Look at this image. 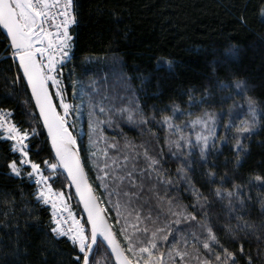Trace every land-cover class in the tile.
<instances>
[{
    "label": "snow or ice",
    "instance_id": "1",
    "mask_svg": "<svg viewBox=\"0 0 264 264\" xmlns=\"http://www.w3.org/2000/svg\"><path fill=\"white\" fill-rule=\"evenodd\" d=\"M78 9V0H0L4 59L17 73L2 99L15 97L19 87L27 121L17 122L13 109L0 107V146H6L0 166L31 188V200L19 194L20 206L15 193L0 190V249L4 236L12 245L0 261L18 260L26 238L22 228L35 227L48 244L41 264H47L48 253L64 264L55 247L62 240L72 249L67 264H264V172L238 178L250 151L246 141L258 133L264 116L249 83L232 74L205 85L199 95L190 87L182 94L186 100L159 109L131 89L123 96L104 95L73 81L69 96L62 70L73 48ZM257 16L264 27V0ZM239 22L249 25L243 14ZM239 52L230 49L233 57ZM165 64L171 71V61L158 62L157 70ZM149 82L141 80L140 92ZM213 89L233 101L227 112L209 103ZM85 112L88 144L82 158L69 117L79 120ZM40 121L48 158L41 156L45 148L37 139ZM124 125L137 131L139 142L127 138ZM229 145L233 160L226 159L220 172L216 161ZM169 164L176 165L174 171ZM86 168L95 171L93 181ZM197 169L202 182L194 179ZM72 187L86 219L72 210L73 194L63 190ZM38 210L48 213L47 224L38 222Z\"/></svg>",
    "mask_w": 264,
    "mask_h": 264
},
{
    "label": "trees",
    "instance_id": "2",
    "mask_svg": "<svg viewBox=\"0 0 264 264\" xmlns=\"http://www.w3.org/2000/svg\"><path fill=\"white\" fill-rule=\"evenodd\" d=\"M78 3L79 23L73 26V48L62 70L69 96L73 81L77 88L83 83L89 91L95 93L99 92L97 82H110L111 77L116 80L120 78L125 90L137 91L145 105H156L159 109L172 100L178 103L186 100L182 94L190 87L197 89L199 95V90L205 85L216 79L230 80V76L235 74L249 83L250 94L257 98L264 109V27L258 23L257 16L260 0H78ZM241 14L248 17L247 28L239 22ZM233 47L240 49L238 56L230 55ZM166 61L172 62L171 71L167 70L166 64L157 70L158 62ZM16 75L15 65L4 59L3 37L0 36V107L13 109L16 121L26 124L20 104L24 98L20 88L17 87V95L7 102L2 99ZM144 78L150 82L140 92L141 80ZM112 87L113 84L108 92L115 96L117 93ZM213 91L214 99L209 103L215 105L216 111L223 109L227 112L233 101L222 99L227 93L216 92L215 89ZM121 92L125 94V91ZM70 117L69 129L84 158L86 153L83 149L88 144L87 114L85 112L79 120L75 115ZM224 119L227 120V116ZM78 124L85 134L78 135ZM39 130H42V134L37 139L45 148L41 156L48 158L49 145L40 122ZM123 131L128 139L139 142L136 130L124 125ZM218 132H222V128ZM113 134L107 130V135L111 137ZM117 139L120 140V137L117 136ZM246 143L250 145V151L239 169L238 178L241 179L250 173L264 172V116L258 133ZM5 151L6 146H0V156ZM226 159L233 160L230 145L223 148L222 155L216 161L220 172L225 170ZM169 167L174 171L176 165L169 164ZM227 168L231 172V163ZM86 171L89 180L93 181L95 171L88 168ZM200 171L197 169L194 176L198 182H202ZM5 172L6 169L0 166V190L15 193L18 206L23 203L19 199L21 192L25 200H31V188L27 183L21 185L15 178L6 176ZM63 190L72 193L70 188ZM100 191L97 190V195ZM70 203L72 210L82 216L74 196ZM37 216L38 222L47 224V212L38 210ZM20 223L23 225V219ZM22 232L26 238L20 240L19 259L9 256V264H41L40 253L48 247L43 233L35 227L26 230L22 228ZM11 247L8 237L4 236V248L0 249V254ZM55 247L59 250L57 257L67 264L72 252L70 243L62 240ZM245 249L249 250V245L245 244ZM251 251L255 256V245L251 246ZM0 264L3 262L0 261ZM47 264H57V258L51 253H48Z\"/></svg>",
    "mask_w": 264,
    "mask_h": 264
},
{
    "label": "rangeland",
    "instance_id": "3",
    "mask_svg": "<svg viewBox=\"0 0 264 264\" xmlns=\"http://www.w3.org/2000/svg\"><path fill=\"white\" fill-rule=\"evenodd\" d=\"M67 61V60H66ZM65 61V62H66ZM119 76L117 75V78H118ZM104 80V79H103ZM113 80H115L114 82H112ZM97 84L99 85L98 86V90H99V93H101V94H104V95H109V88H111V84H113V86L114 87H112V90H116V93L118 94V95H121V96H123L124 95V92H121V93H123V94H121L120 93V91H125V87H124V85H123V82L121 81V79L120 78H118L117 80L116 79H113V77H111V80H110V82H104V81H101V82H97ZM117 88V89H116ZM54 91H55V89H53ZM117 91H119V92H117ZM71 117H69V123H71V119H70ZM111 131V130H110ZM77 132H78V135H81V134H85V132H84V130H83V128L82 127H80V125L78 124V129H77ZM107 134V133H106ZM86 136H87V134H86ZM87 142H88V136H87Z\"/></svg>",
    "mask_w": 264,
    "mask_h": 264
},
{
    "label": "water",
    "instance_id": "4",
    "mask_svg": "<svg viewBox=\"0 0 264 264\" xmlns=\"http://www.w3.org/2000/svg\"><path fill=\"white\" fill-rule=\"evenodd\" d=\"M29 95H30V90H29ZM34 103V102H33ZM37 115H38V112H37ZM40 124H41V127H42V129H43V126H42V121H40ZM44 131V134H45V136H46V138H47V131L46 130H43ZM69 131L71 132V130L69 129ZM72 133V132H71ZM72 135H73V133H72ZM74 136V135H73ZM76 147L78 148V146H77V144H76ZM70 190H71V192H72V194H73V196H74V198H75V200H76V202H77V204H78V199L75 197V195H74V193H75V189H74V187H72V188H70ZM79 206V209H80V211H81V213H82V216L86 219V214H84L83 213V207H82V205H78ZM99 239V238H98ZM105 247H106V245H105Z\"/></svg>",
    "mask_w": 264,
    "mask_h": 264
}]
</instances>
